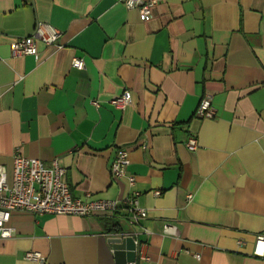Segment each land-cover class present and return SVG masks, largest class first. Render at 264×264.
I'll return each mask as SVG.
<instances>
[{
  "label": "crops",
  "instance_id": "0c3cea01",
  "mask_svg": "<svg viewBox=\"0 0 264 264\" xmlns=\"http://www.w3.org/2000/svg\"><path fill=\"white\" fill-rule=\"evenodd\" d=\"M38 23L61 33L60 49L36 40L35 55L12 57L10 43ZM124 90L130 104L120 111L108 101ZM203 97L213 119L195 116ZM119 148L133 189L109 174ZM15 152L56 160L72 198L118 208L85 218L15 212L0 264H32L26 251L48 264H116L107 236L133 231L135 264H264L252 255L264 233V0H158L146 21L115 0H0L9 176ZM132 192L145 212L136 225Z\"/></svg>",
  "mask_w": 264,
  "mask_h": 264
},
{
  "label": "built area",
  "instance_id": "2783aa9c",
  "mask_svg": "<svg viewBox=\"0 0 264 264\" xmlns=\"http://www.w3.org/2000/svg\"><path fill=\"white\" fill-rule=\"evenodd\" d=\"M122 3L127 10H136L141 20L149 18L151 9L157 4L158 0H115ZM61 33L56 29L38 23L30 36L21 37L13 40L9 47L11 56L21 58L36 54L35 41L38 40L46 46H55ZM71 67L77 71L84 68L81 58H73ZM113 108L123 111L130 104V93L124 90L120 95L108 101ZM95 107L97 101H91ZM195 116L199 119H213L215 111L211 106L209 97H203L199 101L195 110ZM187 148L194 151L197 148L195 138H190ZM129 164L128 152L124 148H119L113 162L109 168L112 180L116 181L126 177L129 188L135 186L134 177L126 175V168ZM66 169L61 167L56 160L50 165H45L38 159L26 158L17 152L12 157V168L10 176L5 166L0 165V239H8L13 236V229L7 226L10 216L15 212L27 213L32 215H56V216H76L90 217L95 214L112 216L116 213L118 205L112 200H92L82 201L72 198L69 187L65 181ZM156 196L159 192L154 193ZM137 193L125 200L126 210L129 213V224L136 225L138 220L145 216V212L137 206ZM163 232L174 237L178 236L176 228L166 224ZM137 231L130 234H112L107 238L124 239L131 237L134 240L135 253H138ZM240 243V242H239ZM140 256L142 252L139 251ZM252 255L264 260V233L255 236ZM23 259L32 264H48L47 258L38 252L26 251ZM129 264H135L129 263Z\"/></svg>",
  "mask_w": 264,
  "mask_h": 264
},
{
  "label": "water",
  "instance_id": "95a60500",
  "mask_svg": "<svg viewBox=\"0 0 264 264\" xmlns=\"http://www.w3.org/2000/svg\"><path fill=\"white\" fill-rule=\"evenodd\" d=\"M108 242L112 246L116 264H128L135 261V245L131 237L124 239L111 238Z\"/></svg>",
  "mask_w": 264,
  "mask_h": 264
}]
</instances>
